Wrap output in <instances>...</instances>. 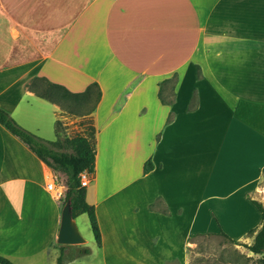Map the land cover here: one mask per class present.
<instances>
[{
	"label": "crops",
	"instance_id": "0c3cea01",
	"mask_svg": "<svg viewBox=\"0 0 264 264\" xmlns=\"http://www.w3.org/2000/svg\"><path fill=\"white\" fill-rule=\"evenodd\" d=\"M33 77L71 92L96 82L100 97L69 114L28 88ZM0 107L45 140L57 119H91L90 264H263L250 245L251 200L264 207V0H0ZM52 174L0 124V254L14 264L85 248L56 241Z\"/></svg>",
	"mask_w": 264,
	"mask_h": 264
},
{
	"label": "trees",
	"instance_id": "16d2710c",
	"mask_svg": "<svg viewBox=\"0 0 264 264\" xmlns=\"http://www.w3.org/2000/svg\"><path fill=\"white\" fill-rule=\"evenodd\" d=\"M171 82L174 86V76L164 82ZM28 88L37 96L57 104L63 111L69 114L85 116L89 114L100 97V90L96 82L90 83L81 92H71L60 84L47 81L44 77H33L27 84ZM169 87L166 88L168 90ZM164 87L159 84L158 96L162 103L170 104L173 101V92L166 98ZM169 91H166V94ZM196 102L193 98L192 105ZM0 124L11 134L22 141L39 159H41L52 171L61 173L65 177V190L62 202L70 200L72 216L75 218L81 213H86L90 228L97 245H100V229L96 219L94 206L85 199L86 188L80 184V173L94 172L95 163V139L94 126L86 124L85 128L73 135L63 133L62 121L57 119L55 130L57 137L54 140H45L40 136L20 126L8 111L0 107ZM152 168V162L147 159L143 164V172ZM261 216V225L257 230L250 249L255 253H264V207L252 199ZM252 232V231H251ZM60 254L57 264H66L64 261V246L60 245ZM88 248L79 250V253H88ZM264 264V258L262 259ZM0 264H14L9 258L0 254Z\"/></svg>",
	"mask_w": 264,
	"mask_h": 264
},
{
	"label": "rangeland",
	"instance_id": "374dc122",
	"mask_svg": "<svg viewBox=\"0 0 264 264\" xmlns=\"http://www.w3.org/2000/svg\"><path fill=\"white\" fill-rule=\"evenodd\" d=\"M13 118V117H12ZM63 126V133H64V129L67 128L68 131H70V135H73L77 132L82 131L86 124H90L91 123V119L90 118H75V117H70L68 118V120H63L62 121ZM55 136V131H53V133L51 134V138L53 139ZM58 183L63 184L64 185V190H65V177L63 174L61 173H57L55 172ZM262 182H264V173H263V179ZM76 220V225L78 227V230L80 232V234L82 235V237L86 240V243L84 244V246H88V247H94L93 244V240L90 237H84V231H83V226L85 225L87 227L88 230H90V225L88 222V217L86 213H82L79 214V216L75 219ZM83 223V224H82ZM91 230H90V234H91ZM79 244H71V245H67V254L68 253H77V251L80 249ZM85 253H80L79 255L81 257H79L78 259H66L64 260L66 262V264H90V260H91V256H85ZM84 255V256H83ZM73 260V261H72Z\"/></svg>",
	"mask_w": 264,
	"mask_h": 264
},
{
	"label": "water",
	"instance_id": "95a60500",
	"mask_svg": "<svg viewBox=\"0 0 264 264\" xmlns=\"http://www.w3.org/2000/svg\"><path fill=\"white\" fill-rule=\"evenodd\" d=\"M56 241L59 244H81L85 242L72 216L70 200L63 204Z\"/></svg>",
	"mask_w": 264,
	"mask_h": 264
},
{
	"label": "built area",
	"instance_id": "2783aa9c",
	"mask_svg": "<svg viewBox=\"0 0 264 264\" xmlns=\"http://www.w3.org/2000/svg\"><path fill=\"white\" fill-rule=\"evenodd\" d=\"M89 176L87 172L80 173V184L82 186H87L89 182ZM46 187L48 190H51L53 194L60 198L64 194V185L58 183L57 177L55 174H52L51 177L46 182Z\"/></svg>",
	"mask_w": 264,
	"mask_h": 264
}]
</instances>
